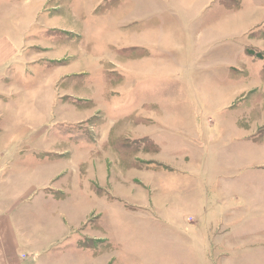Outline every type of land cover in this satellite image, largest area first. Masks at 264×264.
<instances>
[{"label":"crops","instance_id":"0c3cea01","mask_svg":"<svg viewBox=\"0 0 264 264\" xmlns=\"http://www.w3.org/2000/svg\"><path fill=\"white\" fill-rule=\"evenodd\" d=\"M107 1L74 0L75 5L63 4L60 11L54 9L55 16L66 14L62 18L88 27L94 24L89 30L97 32L94 37L99 39L96 47L100 49V57L86 50L95 46L87 37L89 34L85 36L86 49L82 48L83 44L79 48L71 41H78L80 34L59 37L57 33L61 30L71 33L75 29L52 25L46 28L48 34H43L50 40V47H41V53L52 54L58 47L68 52L80 51L87 65L79 64L85 69L107 60L104 65H110V74L128 77V83L133 86H139V80L145 81L152 74L161 79L169 76L187 85L186 71L192 68L203 75L230 71L231 82L243 80L241 83L250 84L243 79L249 75L245 69H250L251 74L253 69L257 70L256 76L264 71V60L255 57L257 60L250 61L252 55L248 51L254 50L245 47L249 32L264 18L259 12H253L251 17V12L242 9L230 13L228 4L238 0H109L113 1L115 16H108L109 9L95 14L102 5L108 6ZM261 4L264 5V0ZM217 8H223L228 15H219ZM27 37L25 34L18 40V36L12 38L0 33V98L3 99L0 123L6 125H0V264H135L131 257L121 255V245L133 238L122 224L131 223L134 214L146 208L133 202L136 198L132 194L138 192L139 183L136 177L122 176L121 165L125 163L123 160H132L131 155L138 152L140 144L149 149L160 142L150 137L152 133L143 143L129 142L127 138L122 141L114 134L113 123L101 129L102 138L98 141L76 143V148L59 150L61 141L55 135L56 126L71 124L68 118H73L72 109H77L59 98L58 74H46L58 61L57 56L39 57V53L37 59L27 62L26 48L22 46ZM235 42H239L238 46ZM223 47H229L230 55L216 56ZM122 58L128 60L129 69ZM30 65L35 68L32 73L28 70ZM42 66L46 71H40ZM25 70L39 78L38 88L32 89L30 85L25 87L32 90L24 88ZM201 90L199 94L208 100L209 91ZM33 102L38 108L34 112L26 111ZM70 106L73 108L68 109ZM174 115L178 125L179 117ZM15 120L17 127H11ZM11 134L14 137L7 141ZM122 150H129L130 155L121 157ZM74 155H82L76 164ZM110 165L113 169L108 168ZM130 165L137 171H147L138 169L134 157ZM208 226L212 227L206 223L202 229ZM207 242L203 240L200 263L213 259L210 240Z\"/></svg>","mask_w":264,"mask_h":264},{"label":"rangeland","instance_id":"374dc122","mask_svg":"<svg viewBox=\"0 0 264 264\" xmlns=\"http://www.w3.org/2000/svg\"><path fill=\"white\" fill-rule=\"evenodd\" d=\"M107 2L108 6L102 5L95 14L109 9L108 16L114 17L113 1ZM63 4L76 3L74 0H1L0 33L12 38L18 36V40L27 34L25 43L21 40L27 62L37 59L41 47H50V40L43 34H48L46 28L51 25L75 29L71 33L66 30L57 33L59 37L80 34L78 41H71L79 48L83 44L82 48L86 49L85 36L89 34L87 37L95 46L86 50L100 57V49L96 47L99 39L94 37L97 32L89 30L94 24L88 27L62 18L66 14L55 16L54 9L60 11ZM228 5L230 13L242 9L251 12V17L253 12H259L264 18L261 0H238ZM218 10L222 11H218L219 15H228L223 8ZM248 36L245 47L255 53L249 60L255 57L264 60V21L251 29ZM235 44L238 46L239 42ZM228 48H220L216 56H229ZM67 52L58 47L57 52L38 55L57 56V64L47 71L42 66L40 71L58 74L59 98L77 109L67 107L74 112L73 118H68L71 124L56 126L59 133L55 135L61 141L59 150L76 148V143L98 141L102 138L101 129L113 123L114 134L122 141L127 138L129 142L143 143L152 133L150 137L160 142L149 149L140 144L138 152L131 155L138 169L147 171L130 168L129 159L121 165L122 176L136 177L139 183L138 192L132 194L136 198L133 202L146 208L135 213L131 223L122 224L133 238L121 245V255L131 257L135 264H264V71L256 76L257 70L253 69L252 75L250 69H245L249 75L243 79L250 84L241 83L243 80L231 82L230 71L203 75L192 68L186 71L187 85L169 76L161 79L152 74L145 81L139 80V86H133L128 83V77L110 74V65H104L107 60L85 69L87 62L80 51ZM125 58L122 62L129 69ZM28 70L32 73L35 68ZM31 73L25 70L22 79L26 90L39 87V78ZM205 88L210 93L208 100L199 94ZM27 107L28 112L38 108L34 102ZM174 114L179 117L178 125ZM21 121L25 125L24 119ZM16 123L18 120L13 125L10 123L11 127H17ZM8 137L7 141L14 136ZM129 155V150L121 151V157ZM81 157L74 155V164ZM164 164L171 167L168 169ZM117 173L116 170L114 174ZM206 223L212 227L204 230ZM207 239L213 259L200 263L203 240L208 243Z\"/></svg>","mask_w":264,"mask_h":264},{"label":"trees","instance_id":"16d2710c","mask_svg":"<svg viewBox=\"0 0 264 264\" xmlns=\"http://www.w3.org/2000/svg\"><path fill=\"white\" fill-rule=\"evenodd\" d=\"M248 53L250 54V55H252V53H254V51H248ZM255 54V53H254ZM261 58V57H260ZM169 169V168H168Z\"/></svg>","mask_w":264,"mask_h":264}]
</instances>
